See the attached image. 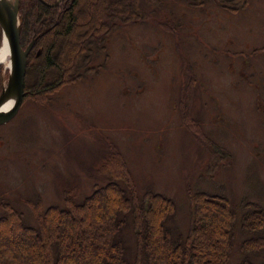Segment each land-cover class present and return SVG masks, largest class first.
<instances>
[{
	"label": "rangeland",
	"instance_id": "374dc122",
	"mask_svg": "<svg viewBox=\"0 0 264 264\" xmlns=\"http://www.w3.org/2000/svg\"><path fill=\"white\" fill-rule=\"evenodd\" d=\"M240 5L230 13L163 1L157 14L175 34L150 18L119 28L85 76L47 101L22 100L0 125V216L8 203L33 225L24 200L46 208L66 192L88 194L104 181L96 171L109 144L139 194L174 202V234L189 228V190L264 207V0ZM244 238L236 232L228 264L238 263ZM250 257L264 263V252Z\"/></svg>",
	"mask_w": 264,
	"mask_h": 264
},
{
	"label": "trees",
	"instance_id": "16d2710c",
	"mask_svg": "<svg viewBox=\"0 0 264 264\" xmlns=\"http://www.w3.org/2000/svg\"><path fill=\"white\" fill-rule=\"evenodd\" d=\"M163 1L169 0H60L57 6H51L57 0H20L21 48L37 38L27 57L23 101L30 96L47 101L85 76L90 70L79 72L94 53L103 55L106 39L119 28L151 19L175 34L171 22L157 14ZM183 1L195 8L213 2L230 13L247 2ZM108 149L96 171L104 181L88 194L77 200L66 192L61 204L46 208L40 200L19 204L30 208L33 225L2 204L0 264H228L236 232L245 235L237 246V264H255L250 256L264 252L260 204L242 202L235 208L224 195L189 190V228L185 235L174 234L168 224L174 202L154 192L139 194L122 154L111 144Z\"/></svg>",
	"mask_w": 264,
	"mask_h": 264
},
{
	"label": "water",
	"instance_id": "95a60500",
	"mask_svg": "<svg viewBox=\"0 0 264 264\" xmlns=\"http://www.w3.org/2000/svg\"><path fill=\"white\" fill-rule=\"evenodd\" d=\"M19 3L20 0H0L2 45L6 42L9 50L8 79L0 94V125L10 120L21 106L27 57L37 41V38H33L24 49L20 46ZM59 3L60 0H57L51 6H57ZM7 102L10 106L5 108Z\"/></svg>",
	"mask_w": 264,
	"mask_h": 264
},
{
	"label": "bare ground",
	"instance_id": "6f19581e",
	"mask_svg": "<svg viewBox=\"0 0 264 264\" xmlns=\"http://www.w3.org/2000/svg\"><path fill=\"white\" fill-rule=\"evenodd\" d=\"M0 63H4L6 65L9 64V50H8V46L6 42H4L0 48ZM9 104L10 103L7 102L5 105L6 106L5 108H8L10 106Z\"/></svg>",
	"mask_w": 264,
	"mask_h": 264
}]
</instances>
